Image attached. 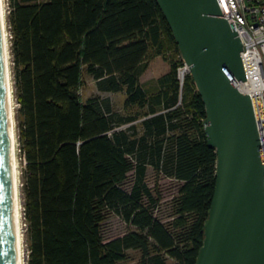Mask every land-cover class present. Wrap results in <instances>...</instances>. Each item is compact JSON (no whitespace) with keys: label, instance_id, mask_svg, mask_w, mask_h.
Listing matches in <instances>:
<instances>
[{"label":"trees","instance_id":"obj_1","mask_svg":"<svg viewBox=\"0 0 264 264\" xmlns=\"http://www.w3.org/2000/svg\"><path fill=\"white\" fill-rule=\"evenodd\" d=\"M26 264H195L217 175L206 107L158 0H8ZM172 47L149 92L140 76ZM102 92L82 101L83 74ZM137 107L135 111L131 108ZM151 168L178 181L166 218ZM111 214L133 228L107 239Z\"/></svg>","mask_w":264,"mask_h":264},{"label":"water","instance_id":"obj_2","mask_svg":"<svg viewBox=\"0 0 264 264\" xmlns=\"http://www.w3.org/2000/svg\"><path fill=\"white\" fill-rule=\"evenodd\" d=\"M158 2L205 103V133L218 156L195 264H264V157L252 98L235 81L247 79L241 37L217 0ZM5 51L0 15V264H17Z\"/></svg>","mask_w":264,"mask_h":264},{"label":"built area","instance_id":"obj_3","mask_svg":"<svg viewBox=\"0 0 264 264\" xmlns=\"http://www.w3.org/2000/svg\"><path fill=\"white\" fill-rule=\"evenodd\" d=\"M222 11L241 37V58L246 80L235 79L238 88L250 94L264 157V0H217ZM12 36V35H11ZM183 58V56H182ZM191 74L189 65L177 68L180 83Z\"/></svg>","mask_w":264,"mask_h":264},{"label":"rangeland","instance_id":"obj_4","mask_svg":"<svg viewBox=\"0 0 264 264\" xmlns=\"http://www.w3.org/2000/svg\"><path fill=\"white\" fill-rule=\"evenodd\" d=\"M44 1V0H42ZM6 2V12L9 11V3L8 0ZM6 13V14H7ZM8 24V23H7ZM9 31V41L11 38V30L10 25L8 24ZM152 54V53H151ZM148 58V67L140 76V81L142 85L149 91H154L157 86V79L160 75L164 74L170 69V61L176 57V53L174 52L172 47H168L166 52L162 54L151 55ZM11 59V58H10ZM12 75V69H11ZM13 77V76H12ZM13 80V79H12ZM79 93L82 101H85L89 96L101 94L110 96L113 101L121 108H124V100L126 94L124 91L119 92H102L97 89L95 80L88 74L84 73L82 78V84L79 88ZM15 98V106L18 107V102ZM137 107L131 108L133 111L136 110ZM16 110V109H15ZM18 132V130H17ZM18 158H19V167H20V179H21V187H22V169L24 164V158L22 157V152L20 151V144L18 142ZM154 172L151 168L148 171V179L150 183L156 188V192L162 196V201L160 203L158 215L166 218L165 216L168 214V206L171 198L175 195L177 191L178 181L173 180L168 177L160 176L159 180L156 181L154 177ZM22 196V192H21ZM23 203V199H22ZM23 205V204H22ZM23 225V239H24V259L27 258V243L25 241V228L26 222L23 215L22 220ZM104 235L107 239L120 236L133 227L127 224L121 217L116 214H111L107 220L104 222ZM127 258L120 262V264H139L141 252L138 249H128L127 250ZM26 264V260H25Z\"/></svg>","mask_w":264,"mask_h":264},{"label":"bare ground","instance_id":"obj_5","mask_svg":"<svg viewBox=\"0 0 264 264\" xmlns=\"http://www.w3.org/2000/svg\"><path fill=\"white\" fill-rule=\"evenodd\" d=\"M6 2L5 0H0V15L3 23V38L5 41V65H6V75H7V96L10 106V124L9 132L11 138V165H12V185H13V217L15 223V240L17 243L18 250V261L17 264H25L24 259V239H23V203L21 196V179H20V167L18 158V138H17V128L15 120V98L13 91V80L11 75V59L9 52V31L7 24V14H6Z\"/></svg>","mask_w":264,"mask_h":264}]
</instances>
